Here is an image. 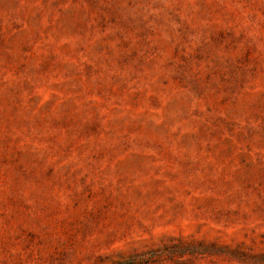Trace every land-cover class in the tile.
Returning <instances> with one entry per match:
<instances>
[{
  "label": "rangeland",
  "instance_id": "1",
  "mask_svg": "<svg viewBox=\"0 0 264 264\" xmlns=\"http://www.w3.org/2000/svg\"><path fill=\"white\" fill-rule=\"evenodd\" d=\"M0 264H264V0H0Z\"/></svg>",
  "mask_w": 264,
  "mask_h": 264
}]
</instances>
